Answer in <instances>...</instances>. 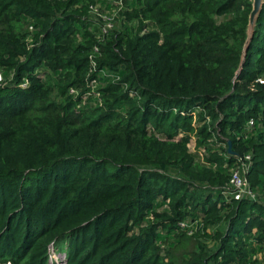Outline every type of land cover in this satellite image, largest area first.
<instances>
[{
    "label": "trees",
    "instance_id": "obj_1",
    "mask_svg": "<svg viewBox=\"0 0 264 264\" xmlns=\"http://www.w3.org/2000/svg\"><path fill=\"white\" fill-rule=\"evenodd\" d=\"M89 5L118 8L101 43ZM250 9L0 0V264H264V0L241 60ZM246 154L259 194L225 199ZM195 218L223 227L188 237Z\"/></svg>",
    "mask_w": 264,
    "mask_h": 264
},
{
    "label": "built area",
    "instance_id": "obj_2",
    "mask_svg": "<svg viewBox=\"0 0 264 264\" xmlns=\"http://www.w3.org/2000/svg\"><path fill=\"white\" fill-rule=\"evenodd\" d=\"M116 3L118 6L120 5L119 2ZM117 10L115 8H111L109 10L100 11L98 10L97 5L88 6V15L92 18V21H94V24L98 28L96 39L99 43L102 42V38L105 35H107L111 30L115 28L114 20L116 18ZM28 29L31 30V27H29ZM95 52L96 49L94 47V53ZM102 76L107 77L105 74H102ZM256 81L259 84L262 83L260 79H257ZM68 94L71 96H75L77 94V91L69 89ZM251 125L252 121L250 120L247 122L246 127H250ZM235 160V165L229 170V178L221 194L225 199L230 198L234 201H240L241 199L254 200L259 192L250 188L245 177L251 166L250 156L248 154L243 156H236ZM178 228L180 231H183L188 237L193 236L196 232L201 233L203 231H206V229H203L201 220L197 218L192 220L186 219L178 222Z\"/></svg>",
    "mask_w": 264,
    "mask_h": 264
},
{
    "label": "water",
    "instance_id": "obj_3",
    "mask_svg": "<svg viewBox=\"0 0 264 264\" xmlns=\"http://www.w3.org/2000/svg\"><path fill=\"white\" fill-rule=\"evenodd\" d=\"M262 1L263 0H251V9H250V12L247 16L246 38H245V41H244V44H243L242 50H241V60L243 59V55L245 52L246 45H247L248 41L250 40L252 31H253L254 21L258 15V13H259Z\"/></svg>",
    "mask_w": 264,
    "mask_h": 264
},
{
    "label": "rangeland",
    "instance_id": "obj_4",
    "mask_svg": "<svg viewBox=\"0 0 264 264\" xmlns=\"http://www.w3.org/2000/svg\"><path fill=\"white\" fill-rule=\"evenodd\" d=\"M88 16H89V15H88ZM89 19L92 20L91 17H89ZM221 19H222V18H220V20H221ZM192 147H193V141H191V142L188 144V150L191 151V150H192ZM221 227H223L222 224H221V226H220V225H217V226L213 227L212 230H210V229H206V231H204V232H205V233H210V231H214V230H216V229H220ZM200 239H201V241H203V243L205 244V249H206L207 251H212V250L216 247V241H214L213 239H207V240H204V239H202V238H200ZM57 247H58L59 249H61V248L63 247L61 241L58 242Z\"/></svg>",
    "mask_w": 264,
    "mask_h": 264
}]
</instances>
